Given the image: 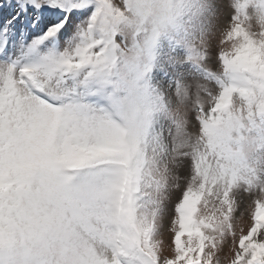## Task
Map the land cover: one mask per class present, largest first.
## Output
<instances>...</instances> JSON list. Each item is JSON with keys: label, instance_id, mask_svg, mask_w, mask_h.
Returning a JSON list of instances; mask_svg holds the SVG:
<instances>
[{"label": "snow or ice", "instance_id": "1", "mask_svg": "<svg viewBox=\"0 0 264 264\" xmlns=\"http://www.w3.org/2000/svg\"><path fill=\"white\" fill-rule=\"evenodd\" d=\"M0 264H264V0H0Z\"/></svg>", "mask_w": 264, "mask_h": 264}, {"label": "rangeland", "instance_id": "2", "mask_svg": "<svg viewBox=\"0 0 264 264\" xmlns=\"http://www.w3.org/2000/svg\"><path fill=\"white\" fill-rule=\"evenodd\" d=\"M227 10H225V15H224V17H223V19H224V21L226 22L227 21ZM255 30V29H254ZM166 236H167V234H166Z\"/></svg>", "mask_w": 264, "mask_h": 264}]
</instances>
